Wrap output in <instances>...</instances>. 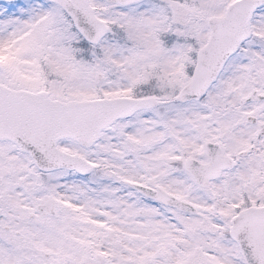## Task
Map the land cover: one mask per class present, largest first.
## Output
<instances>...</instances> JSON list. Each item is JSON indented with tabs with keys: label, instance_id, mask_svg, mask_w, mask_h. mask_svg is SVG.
<instances>
[{
	"label": "snow or ice",
	"instance_id": "obj_1",
	"mask_svg": "<svg viewBox=\"0 0 264 264\" xmlns=\"http://www.w3.org/2000/svg\"><path fill=\"white\" fill-rule=\"evenodd\" d=\"M0 264H264V0H0Z\"/></svg>",
	"mask_w": 264,
	"mask_h": 264
}]
</instances>
